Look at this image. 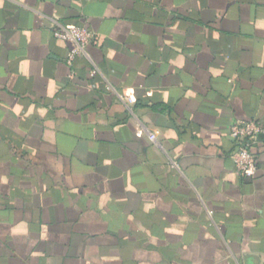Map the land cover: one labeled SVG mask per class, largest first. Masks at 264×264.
Returning a JSON list of instances; mask_svg holds the SVG:
<instances>
[{
    "label": "crops",
    "instance_id": "crops-1",
    "mask_svg": "<svg viewBox=\"0 0 264 264\" xmlns=\"http://www.w3.org/2000/svg\"><path fill=\"white\" fill-rule=\"evenodd\" d=\"M58 25L92 33L70 64ZM250 119L264 0H0V264H264Z\"/></svg>",
    "mask_w": 264,
    "mask_h": 264
},
{
    "label": "built area",
    "instance_id": "built-area-1",
    "mask_svg": "<svg viewBox=\"0 0 264 264\" xmlns=\"http://www.w3.org/2000/svg\"><path fill=\"white\" fill-rule=\"evenodd\" d=\"M53 36L72 43L65 55V62L70 64L77 55L85 54V47L92 33L82 26L58 25L53 30ZM93 72L92 69L90 75ZM106 89L110 90V85H106ZM117 98L128 105L133 103L132 97L122 93H117ZM227 132L228 137L236 144V148L229 155L235 169L243 177L253 176L257 168V155L251 147L255 141L264 137V122L258 119L239 120L229 125ZM148 138L154 141L155 133H150Z\"/></svg>",
    "mask_w": 264,
    "mask_h": 264
}]
</instances>
